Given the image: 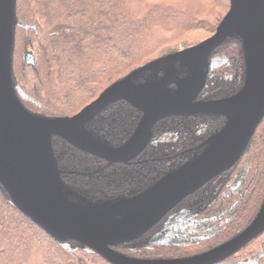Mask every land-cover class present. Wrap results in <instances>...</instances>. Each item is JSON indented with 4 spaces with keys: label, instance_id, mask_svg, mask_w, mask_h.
<instances>
[{
    "label": "water",
    "instance_id": "95a60500",
    "mask_svg": "<svg viewBox=\"0 0 264 264\" xmlns=\"http://www.w3.org/2000/svg\"><path fill=\"white\" fill-rule=\"evenodd\" d=\"M229 2V12L212 38L134 70L73 117H51L24 105L14 75L17 29L35 26L19 21L17 0H0V191L12 205L55 242L70 248L75 242L72 248L92 251L108 264H222L261 237L264 200L247 227L200 254L136 259L115 250L128 248L188 196L235 168L264 121V0ZM226 45L240 48L243 88L221 101L195 104L219 60L216 54ZM24 64L36 69L32 52L25 53ZM124 101L144 118L132 140L114 149L89 128L102 113ZM199 115L223 116L227 127L203 145L206 150L199 158L139 197L95 201L63 177L54 149L57 138L110 163L128 162L147 147L158 121ZM263 256L264 251L238 264H256Z\"/></svg>",
    "mask_w": 264,
    "mask_h": 264
},
{
    "label": "trees",
    "instance_id": "16d2710c",
    "mask_svg": "<svg viewBox=\"0 0 264 264\" xmlns=\"http://www.w3.org/2000/svg\"><path fill=\"white\" fill-rule=\"evenodd\" d=\"M222 2L17 0L18 18L35 26L28 30L36 67L35 70L30 67L32 80L28 92L47 116L73 117L127 73L204 29L209 17L216 16L217 10L223 8ZM229 47L228 56L238 57V46ZM22 92L28 96L24 89ZM27 105L34 107L28 101ZM246 157L255 178L250 202L242 208L245 216L237 215L230 227L232 231L220 236L212 248L247 227L263 202L264 121ZM177 250L166 247L164 252L171 255ZM0 264L108 263L92 251H73L55 242L0 191ZM258 264H264V258Z\"/></svg>",
    "mask_w": 264,
    "mask_h": 264
},
{
    "label": "rangeland",
    "instance_id": "374dc122",
    "mask_svg": "<svg viewBox=\"0 0 264 264\" xmlns=\"http://www.w3.org/2000/svg\"><path fill=\"white\" fill-rule=\"evenodd\" d=\"M222 4L223 8L217 10L216 16L209 17L204 29L159 52L150 59V62L198 46L212 38L230 9L228 0H223ZM19 21L21 22L20 19ZM31 44L29 31L19 28L17 30L16 51L14 53V75L19 89L21 91L24 89L25 93L28 94V96H24V105L27 108L29 107L28 109L32 112L46 115L42 111L41 104L28 92L31 86L32 74L30 67L24 64V56L26 52L32 50ZM229 46L232 45L224 46L216 54L215 57H218L219 60L215 62L216 67L211 73L201 96L194 102L195 104L221 101L233 96L239 89L243 88L244 61L240 48L238 47V57L233 54L234 56L230 58L227 51L230 50ZM133 71L127 73L124 77ZM160 76L163 77V74ZM170 88L176 89V86H171ZM27 101L34 107L27 105ZM134 116L137 117V120L131 121L130 118ZM143 118L144 114L132 104L126 101L119 102L97 117L96 120L100 119L99 123L95 127L96 123L94 121L91 127L89 126V129L91 132L93 131L94 135L106 141L103 142L104 144L114 149L122 148L132 140ZM226 127L227 119L223 116L215 115L172 116L158 121L152 129V138H156V141L154 140L156 145L150 147L151 151L149 153L150 155L153 154L160 157L165 155L166 158H172L171 163L176 167L171 169H169V165L166 162H144L150 160L145 155H141V160L137 157L128 162L110 163L98 156L85 153L61 138L55 140L58 143L54 149L59 156L62 170L65 172L63 177L73 188L86 193L95 201L107 202L120 198L128 200L147 193L163 181L164 178H167L172 171L184 167L199 158L206 150L203 145L207 144L214 136L220 135ZM120 133L124 135L121 141L119 140L120 142L116 143L114 136L115 134L119 136ZM184 142L186 143L182 145ZM247 165L249 169L243 179V188H237L236 191L230 190L226 185L232 182L229 186H234L235 183L233 181L236 180L238 182L241 179L243 170ZM250 166L251 162L245 155L233 172L215 178L214 182L211 181L212 183L206 184L203 188L188 196L147 234L130 243L128 248L119 247L115 248V250L136 259H167L189 257L212 249L211 245L214 242H219L220 236L232 231L230 227L237 215L245 216L242 208L250 202L252 182L255 178ZM242 190L244 191V196L242 195ZM230 207H234V209L227 213ZM209 211L212 212V215L225 214L222 219L217 221V226L223 223L218 232L216 231L212 236H209L210 233H206L207 235L204 234L199 239L182 236V227H190L192 222L203 218V216H209ZM226 218H229V221L224 223ZM178 234H180L179 238ZM73 243H71L72 246L74 245ZM72 246L67 248L75 251L76 249L72 248ZM210 246L211 248H208ZM166 247H176L178 250L176 254L167 255L166 251L164 252ZM263 251L264 234L222 264H238L251 261ZM262 258L264 256L260 259ZM260 259L256 264H258Z\"/></svg>",
    "mask_w": 264,
    "mask_h": 264
},
{
    "label": "flooded vegetation",
    "instance_id": "af4514ba",
    "mask_svg": "<svg viewBox=\"0 0 264 264\" xmlns=\"http://www.w3.org/2000/svg\"><path fill=\"white\" fill-rule=\"evenodd\" d=\"M97 121H100V119H97L95 122H97ZM156 141V138H152L151 139V141L147 144V147L143 150V152L140 154V155H138L137 157H139V159L141 160V155H145L147 158H150V160H146V161H144V162H153V163H163V162H166V163H168V167H169V169H171V168H174V167H176V166H174L173 165V163H171V160H173L172 158H170V157H165V155H162L161 157L160 156H155V155H150V147L152 146H155L156 144L154 143L155 141ZM152 143H153V145H152ZM186 142H184L182 145H184ZM148 151V152H147ZM248 152V151H247ZM247 154V153H246ZM137 157H135V158H137ZM134 158V159H135ZM143 159V158H142ZM243 160V159H242ZM241 160V161H242ZM240 164V163H239ZM238 164V165H239ZM237 165V166H238ZM236 166V167H237ZM235 167V168H236ZM235 168H233L230 172H233V170H235ZM248 169H249V166L247 165L246 167H245V169L243 170V174L241 175V179L238 181V182H236V180H234L233 181V183H235V185L234 186H229L230 185V183L232 184V182H230L229 184H227L226 186L230 189V190H234V191H236V189L238 188H243V186H244V178H245V174H247V172H248ZM229 173V172H228ZM226 174V173H225ZM232 175V174H231ZM145 177H147V175H145ZM212 182H214V180H212ZM212 182H209L208 184H210V183H212ZM231 187V188H230ZM242 195L244 196V191L242 190ZM234 209V207H230L229 209H228V211H227V213H229L230 211H232ZM209 216H203V218H201V219H199V220H197V221H194V222H192V224H191V231H189L187 234V237H189V238H195V239H199V238H202V236L204 235V234H208V233H210V235L209 236H212V235H214L215 234V232L217 231L218 232V230H219V228L221 227V225L223 224H221L220 226H217V221L219 220V219H222V217L225 215L224 213L223 214H216V215H212V212H210L209 211ZM230 218V217H229ZM229 218L227 219H225V222L224 223H227L228 221H229ZM206 234V235H207ZM179 235L180 234H178V238H179ZM184 236V235H183ZM194 236H197V237H194Z\"/></svg>",
    "mask_w": 264,
    "mask_h": 264
},
{
    "label": "bare ground",
    "instance_id": "6f19581e",
    "mask_svg": "<svg viewBox=\"0 0 264 264\" xmlns=\"http://www.w3.org/2000/svg\"><path fill=\"white\" fill-rule=\"evenodd\" d=\"M130 119H131V121H136V120H137V117L134 116V117H131ZM95 123H96V124H95V127H96V125L99 123V121H97V122H95ZM207 130H208V129H207ZM207 130H206V131H207ZM124 132H125V131H124ZM123 135H124L123 133H120L119 136H118V134H115V136H114V140H115V142L118 143L119 140L121 141ZM120 141H119V142H120ZM157 142H158V141H157ZM189 231H191V227H182V228H181V232H182L181 234H183L184 236H187V235H188L187 233H188ZM183 235H182V236H183Z\"/></svg>",
    "mask_w": 264,
    "mask_h": 264
}]
</instances>
